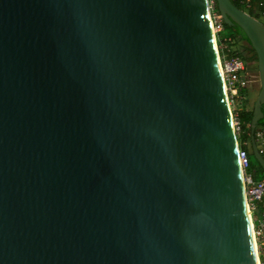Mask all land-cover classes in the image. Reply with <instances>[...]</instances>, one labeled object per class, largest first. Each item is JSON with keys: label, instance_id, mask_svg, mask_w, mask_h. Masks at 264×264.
<instances>
[{"label": "water", "instance_id": "obj_1", "mask_svg": "<svg viewBox=\"0 0 264 264\" xmlns=\"http://www.w3.org/2000/svg\"><path fill=\"white\" fill-rule=\"evenodd\" d=\"M237 143L206 0H0V264H258Z\"/></svg>", "mask_w": 264, "mask_h": 264}, {"label": "built area", "instance_id": "obj_2", "mask_svg": "<svg viewBox=\"0 0 264 264\" xmlns=\"http://www.w3.org/2000/svg\"><path fill=\"white\" fill-rule=\"evenodd\" d=\"M206 3L210 26L214 29L215 37V34L217 35L223 29V21L216 8L215 0H206ZM236 44V40L231 37H225L220 42L216 41L217 63L228 104L229 101L240 103L247 94V92L242 93V89L248 87L246 72L248 67L245 59L238 55L239 50ZM257 135L261 137L262 132ZM260 150L263 152L261 148ZM237 157L258 264H264V177L254 178L253 170L250 168L249 151L243 148L240 142L237 143Z\"/></svg>", "mask_w": 264, "mask_h": 264}, {"label": "trees", "instance_id": "obj_3", "mask_svg": "<svg viewBox=\"0 0 264 264\" xmlns=\"http://www.w3.org/2000/svg\"><path fill=\"white\" fill-rule=\"evenodd\" d=\"M237 7L242 8L243 10L247 11L250 15H254L256 18L258 17L257 14H254L253 12V4L254 2L257 3L258 9L261 13H264V0H231ZM223 24V30L226 33L227 37H231L235 40H245L247 43V39L243 31L239 28L238 25H227L224 22ZM218 42H220L218 40ZM250 45V44H249ZM252 49V47H251ZM253 50V49H252ZM242 58L245 59L240 52L238 53ZM254 60H256L255 53L253 55ZM247 92V89H242V93ZM245 98L241 101L243 102ZM261 111L263 112V117L258 121L257 125H261L264 127V103L261 106ZM235 112V111H234ZM234 114V119L237 121L239 125V142L241 143L242 147L247 149L246 145L243 142L249 141L250 138V126H246V124L250 123L252 111L246 106H242L239 108ZM249 159H250V168L253 170V176L255 179H259L261 177H264V171L262 168L257 164V162L254 160L253 156L249 153Z\"/></svg>", "mask_w": 264, "mask_h": 264}, {"label": "rangeland", "instance_id": "obj_4", "mask_svg": "<svg viewBox=\"0 0 264 264\" xmlns=\"http://www.w3.org/2000/svg\"><path fill=\"white\" fill-rule=\"evenodd\" d=\"M254 14H257L255 10H253ZM254 16V15H253ZM257 18H261L259 17V14H257ZM264 20V18H262ZM262 20V21H263ZM264 22V21H263ZM213 29H212V33H213ZM227 37L226 33L224 32V30L222 29L220 32H218V34H215V40L216 41H223V39ZM236 48L239 50V52L246 57V64L248 67V70L250 69V71H246L247 72V79H248V87H247V94L245 97V100L243 102L238 103L237 101H229V105H230V112L232 115V126L235 132V136L237 141L239 142V125L237 123V121L234 119V114H236L235 112L241 108L242 106H246L249 109L252 108L253 103L257 97L258 91H259V77H258V73H257V67H256V60H254L253 55H254V51L251 49V46L249 45V43H247L245 40H236ZM235 111V112H234ZM246 126L249 127V124H246ZM262 132L261 137H259L257 134ZM255 139H256V143L257 145L263 150V154H264V127L261 125H256L255 127ZM246 147L247 150L249 151V141L243 142Z\"/></svg>", "mask_w": 264, "mask_h": 264}, {"label": "crops", "instance_id": "obj_5", "mask_svg": "<svg viewBox=\"0 0 264 264\" xmlns=\"http://www.w3.org/2000/svg\"><path fill=\"white\" fill-rule=\"evenodd\" d=\"M253 9L256 11L257 14H259V17H261V18H257V19H259L260 21H262V20H263L262 18H264V13H261V12L259 11V9H258V5H257L256 2H254V4H253ZM263 21H264V20H263ZM263 21H262V22H263Z\"/></svg>", "mask_w": 264, "mask_h": 264}, {"label": "bare ground", "instance_id": "obj_6", "mask_svg": "<svg viewBox=\"0 0 264 264\" xmlns=\"http://www.w3.org/2000/svg\"><path fill=\"white\" fill-rule=\"evenodd\" d=\"M210 28H211V32H212V29H213V27H211L210 26ZM214 30V29H213ZM218 62V61H217ZM218 64V63H217ZM219 66V65H218ZM218 70H219V74L221 73V71H220V68L218 67ZM221 82H222V79H221ZM222 84H223V82H222ZM228 103V102H227ZM248 213V212H247Z\"/></svg>", "mask_w": 264, "mask_h": 264}, {"label": "flooded vegetation", "instance_id": "obj_7", "mask_svg": "<svg viewBox=\"0 0 264 264\" xmlns=\"http://www.w3.org/2000/svg\"><path fill=\"white\" fill-rule=\"evenodd\" d=\"M257 69V68H256ZM248 71H250V69L248 70ZM257 71V70H256Z\"/></svg>", "mask_w": 264, "mask_h": 264}]
</instances>
